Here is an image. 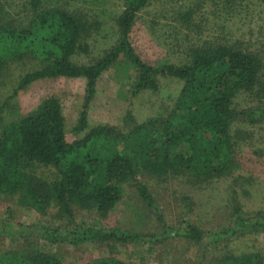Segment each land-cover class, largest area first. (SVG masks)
<instances>
[{"label":"rangeland","instance_id":"rangeland-1","mask_svg":"<svg viewBox=\"0 0 264 264\" xmlns=\"http://www.w3.org/2000/svg\"><path fill=\"white\" fill-rule=\"evenodd\" d=\"M126 5L127 0H40L33 9L30 0H0V22L26 30L37 12H67L82 24L69 58L76 64H91L121 40L116 18ZM127 41L143 64L156 70L164 64L189 63L190 51L201 45L233 47L258 57L260 77H264V0H146L136 12ZM37 66L29 55L2 70L0 94L9 98V105L0 109V129L55 97L64 117L66 140L82 137L84 132L75 134L72 128L83 103L84 79L45 78L17 89L18 81ZM136 75L135 65L122 53L101 72L87 110L89 126L107 125L127 133L136 124L170 112L179 81L157 74L153 77L157 90L132 95ZM258 99L255 92L241 93L234 102L238 110H245ZM234 126L245 137L235 148L239 166L231 176L210 181L168 177L162 182L140 174L158 209L142 203L136 187L125 185L121 201L103 216L92 209L74 208L67 217L51 201L44 208L24 207L17 198L0 194V254L37 248L60 264H107L110 260L219 264L224 258L253 251L264 257V223L258 221L264 215V124L236 121ZM122 148L120 144L118 149ZM32 168L40 180L55 174L48 167ZM90 226L138 237L128 235L121 242L72 241L75 232ZM193 228L200 233L196 237H192Z\"/></svg>","mask_w":264,"mask_h":264},{"label":"trees","instance_id":"trees-1","mask_svg":"<svg viewBox=\"0 0 264 264\" xmlns=\"http://www.w3.org/2000/svg\"><path fill=\"white\" fill-rule=\"evenodd\" d=\"M145 1L127 0L116 18L121 40L91 64H76L69 58L82 24L67 12H37L26 30L0 22V75L9 63L29 55L38 64L18 81L17 89L45 78L81 77L85 81L83 103L72 128L75 134L84 132L82 137L66 140L64 117L55 97L46 98L32 114L3 124L0 194L17 198L24 207L44 208L51 201L67 217L74 208L92 209L103 216L121 201L123 185L136 187L141 202L158 209L146 184L139 180L141 173L162 182L168 177L210 181L231 176L233 168L239 166L234 153L245 133L234 122L264 124L261 61L233 47L205 44L190 51L189 63L164 64L158 70L146 67L127 41L136 12ZM39 3L30 0L33 9ZM121 53L136 67L132 95L144 89L157 90L153 79L157 74L171 76L181 84L169 113L136 124L127 133L107 125L89 126L87 118L97 77ZM251 92L259 97L257 104L238 110L235 98ZM8 99L0 101V109L9 105ZM32 166L51 168L55 174L50 180H40ZM258 221L264 223L263 214ZM192 233V237L200 234L195 228ZM128 235L138 237L90 226L75 232L72 241L121 242ZM0 264L60 263L52 254L35 248L1 253ZM107 264L127 263L110 260ZM219 264H264V257L258 251L241 252Z\"/></svg>","mask_w":264,"mask_h":264}]
</instances>
